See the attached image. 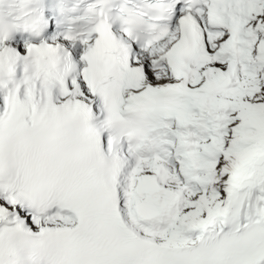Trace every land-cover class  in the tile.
<instances>
[{"label": "snow or ice", "instance_id": "1", "mask_svg": "<svg viewBox=\"0 0 264 264\" xmlns=\"http://www.w3.org/2000/svg\"><path fill=\"white\" fill-rule=\"evenodd\" d=\"M0 264H264V0H0Z\"/></svg>", "mask_w": 264, "mask_h": 264}]
</instances>
